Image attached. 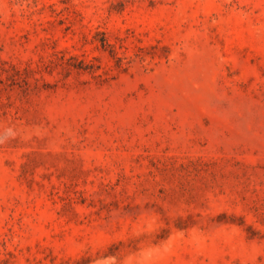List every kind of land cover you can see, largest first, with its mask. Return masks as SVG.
Returning <instances> with one entry per match:
<instances>
[{"label":"rangeland","instance_id":"1","mask_svg":"<svg viewBox=\"0 0 264 264\" xmlns=\"http://www.w3.org/2000/svg\"><path fill=\"white\" fill-rule=\"evenodd\" d=\"M0 264H264V0H0Z\"/></svg>","mask_w":264,"mask_h":264}]
</instances>
